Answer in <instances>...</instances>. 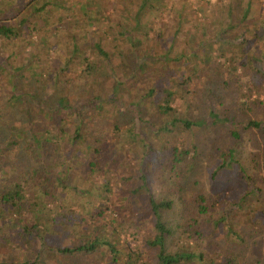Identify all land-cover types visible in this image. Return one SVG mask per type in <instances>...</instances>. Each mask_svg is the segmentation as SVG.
<instances>
[{
  "label": "trees",
  "instance_id": "16d2710c",
  "mask_svg": "<svg viewBox=\"0 0 264 264\" xmlns=\"http://www.w3.org/2000/svg\"><path fill=\"white\" fill-rule=\"evenodd\" d=\"M255 1L228 0L218 8L215 3L214 20L192 26L199 32L192 36L199 42L196 47L172 57L186 18L175 15L177 28L167 32L160 27L156 39L149 36L152 22L145 21L159 9L157 3L164 7L163 0H141L137 9H116L110 16L98 0H0V223L16 211L15 224L22 225L14 234L16 243L20 236L32 238L22 262L0 264L88 263L105 250L112 254L108 264H119L120 256L121 264H254L248 249L264 244V198L257 199L261 188L250 182L247 193L230 201L221 217H209L215 202L194 194L188 185L191 172L183 167L193 162L187 157L197 146L181 151L170 145L169 171L174 176L168 180L177 181L168 185V193L155 195L146 169L149 136L138 126L146 123L154 136H169L181 124L191 135L213 132L231 140L219 154L214 180L237 164L241 130L254 129L259 137L250 141L260 144L264 16L256 18L260 14L252 12ZM116 16L120 20L114 26ZM169 35L167 51L154 54L159 41ZM193 61L197 70L175 72ZM121 68L129 74H118ZM151 75L160 83H153ZM143 85L149 89L139 96ZM218 88L226 90L223 99L215 97ZM155 94L161 99L155 98L153 111L149 102ZM177 100L187 106L188 117L173 107ZM158 116L168 119L154 130ZM134 142L143 155L140 168L122 177L126 195L118 198L110 174L115 168L123 171L122 149ZM240 170L252 181L243 167ZM86 177L93 178L94 192L82 185ZM52 198L64 209L48 223L46 202ZM174 202L180 205L175 218L169 214L176 208ZM66 209L71 217L61 218ZM28 214L35 225L23 221ZM251 214L261 216V229L243 226V221L252 220ZM145 216L151 217L154 228L145 242L153 252L151 263L141 262V255L125 241L135 236L138 242L142 226L149 222L142 221ZM214 233L220 234L218 242L211 238ZM2 235L0 241L10 242L9 235Z\"/></svg>",
  "mask_w": 264,
  "mask_h": 264
},
{
  "label": "rangeland",
  "instance_id": "374dc122",
  "mask_svg": "<svg viewBox=\"0 0 264 264\" xmlns=\"http://www.w3.org/2000/svg\"><path fill=\"white\" fill-rule=\"evenodd\" d=\"M82 1H85V0H82ZM140 1L141 0H132V1L131 0H98V2L101 3L102 7H104L103 10L105 11L106 16L116 14L115 10L120 9V8L123 10L127 9V12L129 11V8L132 10H135L138 8L137 4L139 5ZM215 3H219V4H216L217 5L216 7L218 8L219 5L223 3L227 5L228 0H163L164 7L157 3L159 9L153 12V17L149 13L148 14L149 20H146L145 18V21L152 22V24H150L152 26V27L150 26L152 29L150 30L151 32H149V36L156 39L158 36L157 30L160 29V27H161V30H165L167 32L170 31L169 28H171V30H175L177 28V20H174V16L177 15V18L184 17L186 19H185V23H183V33L179 36L180 44H178L179 47L176 46L172 50V57H176L178 53L181 51H184L185 53H189L190 50L195 48L197 43H199L197 41V37L195 39L192 38L193 35L195 36L199 34V32H197L196 30L195 31L197 33L193 32L192 26L197 25L196 27L198 28L200 23H202L203 25H206L208 22H212L215 16V11H213V7ZM155 6H156V3H155ZM253 9L255 10V11H252L253 13H255L256 15L260 14L256 18H260L264 16V0H256L253 3ZM119 17L120 16H116V19L113 22L114 26L119 24V20H120ZM251 19L253 18L250 17V20ZM255 26H258V24L253 25V29ZM210 35H212L211 31H209V36ZM170 40H171V36L169 35V36H166L164 40L159 41L158 48L156 47L154 54L155 53L156 55L164 54L167 51L166 49H168ZM256 44H258V40L254 42V45ZM195 63L196 61L186 62L182 66V69L176 68L175 72L178 73V75H180L179 73L180 71L189 72L191 70L192 72L193 69L197 70L198 67H196L197 64ZM158 65H160V63ZM123 71L124 69L122 68L119 69L118 74L120 75L129 74V72L124 73ZM252 76L253 74L250 75L249 77H252ZM142 77H144V75ZM142 77L141 76L139 77L141 82L146 83V81L143 80ZM150 79L152 80L153 83H156V82L160 83V81L157 80V76L151 75ZM205 83L208 85V80ZM255 83H256V80H255ZM192 86L193 84L190 85V87ZM67 87L70 88L71 85L68 84ZM148 89L149 88L146 85H143L142 87H140L139 96H141L143 93L146 94ZM260 92H261L260 99L264 100V82H261ZM132 93H134L135 96L138 95L137 92H132ZM214 93H215V97H222L223 99L224 95H226V90L223 88L221 89L218 88L217 91H215ZM155 98L161 99V95L155 94L154 99H152L153 103L149 102L151 103V109H153V111L158 105ZM127 100L128 102H130L132 99L131 100L125 99L124 102H126ZM193 103L195 105L199 104L197 100H195ZM173 107H176V109H178V111L182 114L183 117H188L190 115V113L187 112V109H186L187 106L184 105L181 101L177 100L175 104L173 105ZM263 111H264V107H263ZM259 112H260V109H259ZM196 115H198L199 117H202L203 116L202 111L200 109H197ZM260 118L264 120V112L260 114ZM157 119H159L157 120L158 123H155L157 125L155 126V128L152 127L154 128V130L157 129L159 126H161L162 122L166 121L168 118L167 116H158ZM147 120L149 121V119ZM138 129H139V132L142 133L143 135L149 136V138L146 139L147 140L146 143H148L149 146L151 147V151L148 154V156L150 155V157L147 159L149 163L146 169H147V175L149 176V180L151 181L149 186L152 188V192L155 195H159V193H164V192L168 193V189H167L168 185L170 186V184L177 181L175 178H171L170 181L168 180L169 176H174V174L169 171V167L172 164V158H171V155L169 154L170 152L168 151V149L170 148V145H174L181 151H185V150L189 151V148L193 149L192 146L196 145L197 146L196 150L194 151L193 149V152H191L190 155L188 154V157H187V159L189 157L194 158L193 162H195V164L193 162H190L189 160L185 162L183 167H185L187 170L191 172L188 178L189 179L188 185L192 186L193 190L196 191L194 192V194L200 193L202 195H208L210 199L212 200V202H215L213 203L214 208L208 213L209 217H213V218L221 217L224 211H227L229 209L230 201H232L233 199L239 198L240 196L247 193L248 184L250 182L255 183L256 184L255 186L257 188H261L260 190L261 192H259L261 194L257 196L259 197L257 199L264 198V161H263L264 139L260 138L259 139L260 144L255 146L254 141L253 142L250 141L251 139H253L254 136H257V138L259 137L256 134L254 129L251 131L241 130L240 133H241L242 141L240 145L238 146L240 148L239 150L236 151L235 158H234L237 164L235 163L233 168L230 167L225 172L223 171L222 173H220L215 178V180L211 179V176H212L211 174L214 171L213 169L217 167V165L220 164L221 160L219 159V154L221 153L222 150L225 149V147H230L232 143L231 140L229 139H226V141L225 139L222 140L214 136L213 132H210L206 136H204L203 133L201 134L200 132H196L194 135H191L192 132L185 130L181 124H178L177 128L175 129V132L169 136H162V135L154 136L153 133L151 134L148 128V125L146 123L139 124ZM135 147H136V143L134 142L129 147L130 153L127 152L129 149L127 145L123 147L121 158L125 160L123 163V166L125 164V167L123 168V171L122 169L120 170V169L115 168V171L110 174L115 178L114 180L115 185H113V188H114V194L119 196L118 198L125 197L126 195V189L123 186L122 177L124 175L130 174L131 172L138 171V169L140 168L139 161L142 159L143 155H142L141 150H137L140 148L136 147L137 148L136 149ZM256 162H258V164H256ZM190 166H192V169ZM241 167H243L245 172H247L248 175L252 178V181H247L246 175L242 172L243 170L242 171L240 170ZM126 170L127 172L125 173ZM175 170L178 172L177 168ZM162 177H163V180L161 181L160 179H162ZM81 181L85 189H88L91 192H94L93 189H94L95 184H94L93 178L86 177V179L84 178V180H81ZM179 184L180 182L178 183L176 182V186H178ZM172 186L176 188L174 184ZM161 191H164V192H161ZM34 197L35 196L33 194L32 196L29 197V200L34 199ZM61 197H64V196L59 194L60 199ZM72 200L75 201V199H72ZM255 200L256 199L251 196L250 202L254 203ZM37 202L38 201H36V203ZM46 204H47L48 211L46 212V215L44 217H46L47 222L50 223L51 220H53V217L56 216V211H60L62 213L64 207L62 206L61 203H60L61 206L59 207L60 204L54 202L53 198L48 199ZM64 204L66 207L69 206L68 202ZM72 206H73L72 208H74L75 210L76 207L74 205ZM175 206L176 208L174 210L169 211L170 216L174 218L177 217L180 211V205L175 203ZM10 213L16 214V211H11ZM71 213L72 212L70 209H66L64 210L63 215H61V218L69 217V216L71 217L72 215ZM14 214L6 215V217L4 218V222L0 223L1 225L0 226V239L3 238L2 234L10 236L9 238L10 242L0 241V262H12V261L22 262V260L24 259L23 255H26L27 252L31 251L30 249L31 244L29 243V241L32 238H27L26 236L25 238V237L20 236L19 237L20 241L18 240L19 243H16L17 236L15 237L14 234L18 232L20 233V231L18 230L20 226L22 225L15 224ZM127 215L128 213L126 214V216ZM239 217L241 220H245L244 215H241ZM251 217H252L251 221H243V226L244 225L245 226L254 225L255 229L257 230L261 229V226L259 223L261 222V219H262L261 216L260 215L256 216V215L251 214ZM130 218L131 217H129V219ZM145 219L142 221L146 222L148 220L149 222H147L146 225L144 224V226H142L141 232L137 238L138 242L137 243L134 242L136 238L135 236L129 237V240L125 238V241L127 244H129L130 249H132L134 253H138L139 255H141L140 256L141 262L149 261V263H151L152 260L150 261L149 259L153 257V252L148 248L145 242L150 240V238L152 237L154 233L153 232L154 228L151 224V217L145 216ZM23 221L28 222L29 225H35V222L33 221V217L29 214L23 219ZM44 234L46 236L47 233L44 232L43 235ZM219 235L220 234H216V233L212 234L211 235L212 240L215 242H218L220 240ZM262 236L264 238V230H263ZM13 238H15L14 243L12 241ZM113 240H115V238ZM50 258L51 257H47V259H50ZM248 258H251L250 261L253 262L254 264H259L261 261L264 262V244L261 245L260 248L250 245L248 249ZM118 259H120L118 261L120 262L119 264H121V260H123L124 258L121 259V256H120ZM88 260L87 261L89 264H108L113 261L112 254L109 252V250L108 251L105 250L102 257L96 256L95 258L94 257L89 258ZM88 263L81 262L80 264H88Z\"/></svg>",
  "mask_w": 264,
  "mask_h": 264
}]
</instances>
